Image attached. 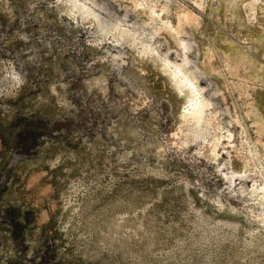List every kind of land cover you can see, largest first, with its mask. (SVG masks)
<instances>
[{
	"label": "rangeland",
	"instance_id": "1",
	"mask_svg": "<svg viewBox=\"0 0 264 264\" xmlns=\"http://www.w3.org/2000/svg\"><path fill=\"white\" fill-rule=\"evenodd\" d=\"M262 189L264 0H0V264H264Z\"/></svg>",
	"mask_w": 264,
	"mask_h": 264
},
{
	"label": "bare ground",
	"instance_id": "2",
	"mask_svg": "<svg viewBox=\"0 0 264 264\" xmlns=\"http://www.w3.org/2000/svg\"><path fill=\"white\" fill-rule=\"evenodd\" d=\"M90 24H89V21H88V18L86 17V18H84V20H83V27H84V29H89V26ZM114 30L116 31V28H114ZM115 32H113V34H114ZM119 41H120V38L117 36L116 38H115V40L113 41L114 43H119ZM159 63V62H158ZM160 70L161 71H164V69H162V68H160ZM175 70H178V66H176L175 67ZM176 78V80L178 81V78L177 77H175ZM180 88H182V89H184L183 90V92L181 93V94H183V95H188V96H190V100H192V102L190 103V105L192 106V108H191V110H189V112H186L185 114H184V120H185V122H196L197 121V119H198V114H199V112H200V107H201V103L199 102H197L198 100H195L194 99V96H193V94L191 93V91H188V88H187V85L186 84H183V83H180ZM190 94H192V95H190ZM186 101H188V100H186ZM127 130H129V132H131L132 131V133H135L134 132V129H133V127H130V128H127L126 129V131ZM214 132H215V130H214ZM135 137H137V136H135ZM214 139H215V141L217 140V137L216 136H214ZM213 149H214V146L213 145H211L210 147H208L207 148V150H205L203 153H206V157L204 158V159H208L209 161H211V159H213V157L211 156V154L213 153ZM161 156H163V153L161 152V154H160ZM164 157V156H163ZM206 159V160H207ZM157 159H155V161H156ZM154 161V160H153ZM224 183H225V185H224V188H227V186L229 185V178H227V177H224V178H222L221 179ZM254 192H256V190H253ZM259 197L257 198V199H255L254 201L256 202V204L261 208V209H264V189H262L260 192H258V194H257ZM259 217V216H258ZM258 223H260V220H258ZM259 252V251H258ZM237 258V257H236Z\"/></svg>",
	"mask_w": 264,
	"mask_h": 264
}]
</instances>
